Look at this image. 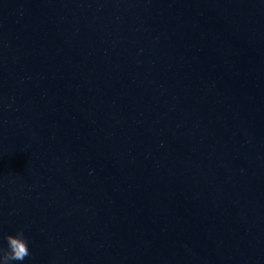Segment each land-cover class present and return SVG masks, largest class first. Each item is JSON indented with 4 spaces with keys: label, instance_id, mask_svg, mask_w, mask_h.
<instances>
[{
    "label": "water",
    "instance_id": "obj_1",
    "mask_svg": "<svg viewBox=\"0 0 264 264\" xmlns=\"http://www.w3.org/2000/svg\"><path fill=\"white\" fill-rule=\"evenodd\" d=\"M25 264H264V0H0V244Z\"/></svg>",
    "mask_w": 264,
    "mask_h": 264
},
{
    "label": "clouds",
    "instance_id": "obj_2",
    "mask_svg": "<svg viewBox=\"0 0 264 264\" xmlns=\"http://www.w3.org/2000/svg\"><path fill=\"white\" fill-rule=\"evenodd\" d=\"M30 256L29 239L23 229L4 235L0 244V264H25Z\"/></svg>",
    "mask_w": 264,
    "mask_h": 264
}]
</instances>
